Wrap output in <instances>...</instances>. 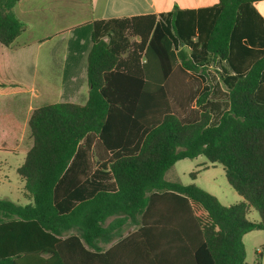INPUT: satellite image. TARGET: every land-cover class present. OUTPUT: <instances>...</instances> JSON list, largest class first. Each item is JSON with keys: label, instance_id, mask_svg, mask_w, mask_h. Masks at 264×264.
Listing matches in <instances>:
<instances>
[{"label": "trees", "instance_id": "16d2710c", "mask_svg": "<svg viewBox=\"0 0 264 264\" xmlns=\"http://www.w3.org/2000/svg\"><path fill=\"white\" fill-rule=\"evenodd\" d=\"M20 1L0 0V151L25 154L17 173L31 203L0 199V264H99L100 245L115 240L180 245L183 264H247L244 236L264 231L261 0L94 22L84 105L61 102L44 73L23 74ZM215 62L227 103L213 122L212 86L195 98L184 77L207 79ZM199 156L223 166L243 201L224 206L165 178Z\"/></svg>", "mask_w": 264, "mask_h": 264}, {"label": "crops", "instance_id": "0c3cea01", "mask_svg": "<svg viewBox=\"0 0 264 264\" xmlns=\"http://www.w3.org/2000/svg\"><path fill=\"white\" fill-rule=\"evenodd\" d=\"M219 1L21 0L15 13L27 24V29L15 41L14 48L27 79L42 72L60 87L61 102L84 105L89 94L87 58L92 46L90 38L94 22L146 15L163 20L176 10L199 12L211 9ZM254 8L264 20V0ZM241 201L243 198L237 203ZM136 230L137 227L131 225L125 235ZM100 247L105 257L99 264H183L180 254L183 248L177 244L161 242L142 246L115 240Z\"/></svg>", "mask_w": 264, "mask_h": 264}, {"label": "rangeland", "instance_id": "374dc122", "mask_svg": "<svg viewBox=\"0 0 264 264\" xmlns=\"http://www.w3.org/2000/svg\"><path fill=\"white\" fill-rule=\"evenodd\" d=\"M133 41L136 40L131 38V42ZM16 43H19V40ZM221 71V64L215 62L207 69V79L200 74H187L184 77L195 98H198V96L205 92L206 86H212V94L210 95L209 101L213 103V106L209 105V109L212 111L213 122L219 119L221 113L226 109L227 103V89L221 81ZM55 79L57 78L55 77ZM189 108L197 109V103L194 99ZM190 109H185L183 112L186 119L191 117ZM24 160L25 154L0 151V199H7L24 205L31 203L26 196L24 183L17 173V169ZM90 160L92 166H94L93 160ZM192 173H197L196 177H193ZM72 174V172H69L64 177L63 184H68L71 181ZM165 178L168 181L178 182L184 185L194 184L215 195L225 206L236 204L239 199H242L229 185L223 166L220 164L212 165L204 156H199L196 159L178 161L166 173ZM248 219L258 221L260 220V215L256 210L251 209L248 214ZM243 242L246 251V263H257L261 253L262 258H260V262L264 264V231L257 230L246 234Z\"/></svg>", "mask_w": 264, "mask_h": 264}]
</instances>
